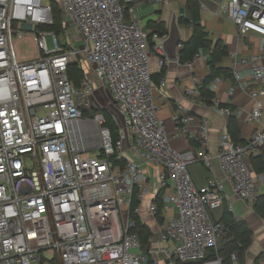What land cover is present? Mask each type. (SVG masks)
Returning <instances> with one entry per match:
<instances>
[{"label": "built area", "instance_id": "built-area-1", "mask_svg": "<svg viewBox=\"0 0 264 264\" xmlns=\"http://www.w3.org/2000/svg\"><path fill=\"white\" fill-rule=\"evenodd\" d=\"M141 1L157 4L163 13L172 5V0ZM206 2L216 6L215 14L225 15L238 35L254 33L264 41V0H198L200 10ZM136 3L0 0V264H238L236 254L228 263L218 254L227 229L212 212L223 206L233 210L227 185L234 197L253 206L264 180L248 164L264 150L262 56L240 61L250 66V80L260 87L247 88L233 68L237 86L227 91L231 96L238 89L253 101L246 120L258 127L249 138L234 143L224 131L218 152L210 155L205 150L209 122L203 120L196 152H179L153 99L150 56H158V71L166 65L162 43L168 33L147 31ZM53 4L61 15L60 38L51 29ZM26 36H32L38 53L28 61L15 49ZM46 36L52 38V49ZM72 64L83 72L78 85L68 77ZM218 82L213 79L206 88L212 92ZM159 85L165 86L164 77ZM104 101L111 104L109 110ZM212 101L221 116L243 113ZM103 111L116 126L115 137ZM173 120L179 135H186L194 122L181 107ZM93 150L96 156H89ZM215 162L222 178L212 177L197 188L188 167L198 163L213 174ZM134 194L139 205L133 213L141 224L148 225V219L157 226L145 249L131 218ZM210 250L213 259L207 258Z\"/></svg>", "mask_w": 264, "mask_h": 264}, {"label": "crops", "instance_id": "crops-1", "mask_svg": "<svg viewBox=\"0 0 264 264\" xmlns=\"http://www.w3.org/2000/svg\"><path fill=\"white\" fill-rule=\"evenodd\" d=\"M136 15L139 13L149 16L151 5L153 2L148 1H136ZM216 6L211 2H206V9L200 10V24L203 26L206 34L207 41L209 42V48L200 49L197 53L199 58L193 59L181 64L175 61H167L164 67L162 77L165 79V86L161 87L159 81L161 77H157L161 70L158 71L156 63L158 56L154 53L150 56V66L153 70L152 76L155 77L156 83L154 90V103L158 108L159 118L163 121L166 131L169 134V141L173 148L177 151L187 154H194L199 146V124L203 120L209 122V133L206 144V152L210 155H215L219 150V140L222 132L227 131L229 127V119L221 116L216 112L213 101L204 102V98H200L198 94L202 87L203 81L210 75V62L212 58V51L217 47L222 46L225 53L217 62L214 63L216 69H224L231 71L233 68L238 70L239 82L245 85L249 89H257L260 85L253 83L250 80V66L240 65L241 59L251 60L253 57L262 56L264 63V41L262 38L254 33H249L246 37H242L237 34L235 27L225 18L223 13L215 14ZM157 18L152 19L151 16L146 20L154 21L156 23L163 22L168 33L169 23L171 16L170 12L163 13L160 8L155 11ZM139 18V17H138ZM140 19V18H139ZM141 20V19H140ZM146 22L143 24L146 28ZM180 30V44L187 42L192 34V29L189 26L178 25ZM196 55V54H195ZM234 62L236 64H234ZM214 79H218L216 88L213 92L214 100L219 101L222 104L229 105L232 111L238 109L242 110V115L236 120V126L238 129V140L245 142L251 133L258 127L257 124L248 123L246 120V112L250 111L253 107L252 99L235 89L231 96H228L227 91L229 87L236 88L233 77H225L224 74L217 75ZM188 91H193V95H188ZM179 107L183 108L189 116L194 119V122L189 126V131L186 135H179L176 132L177 123L173 120L174 116L178 115ZM262 120L264 122V112ZM230 136V135H229ZM253 157V156H252ZM248 158V164L254 175L264 177V170L258 171L259 163L255 160ZM260 157L262 165L264 166V150L254 156ZM215 170L213 174H210L201 164L194 163L188 167L189 174L194 185L197 188H203L206 186L210 178H222L221 171L218 164L215 162ZM264 168V167H263ZM227 194L231 197L233 203V210L228 211L225 206L219 210L212 212V217L217 221H222L223 217L227 214L231 215L232 220L235 223H244L248 229L252 232L251 243L243 254V264H264V219L259 217L254 211L253 206H250L247 202L239 200L234 197L231 192V187L226 186ZM264 194V180L257 186L256 197ZM147 201V200H146ZM147 202L142 205V211L144 213V207ZM163 209V207H162ZM168 210L167 213H171ZM151 224V223H150ZM152 234L157 232V226L151 224L148 226ZM239 260V259H238ZM240 263V262H239ZM238 263V264H239Z\"/></svg>", "mask_w": 264, "mask_h": 264}, {"label": "trees", "instance_id": "trees-1", "mask_svg": "<svg viewBox=\"0 0 264 264\" xmlns=\"http://www.w3.org/2000/svg\"><path fill=\"white\" fill-rule=\"evenodd\" d=\"M140 1V0H136ZM53 17H54V24L51 26V29L54 30L57 34H60L62 32V24H61V15L60 11L57 5L53 4ZM178 25H184V26H190L191 27V37L187 42L182 43V47L180 49V53L178 55L179 63L184 64L190 62L195 54H197L200 49L206 48L209 46V42L207 41V34L203 28V26L200 24V12H199V5L198 0H187L184 8L183 15H179L177 19ZM146 28L150 30L151 32H155L159 35H165L167 34V29L163 22L156 23L154 21L148 20L146 22ZM152 45L150 44V47ZM225 52L222 46L219 48L217 47L215 50L212 51V60L210 62V75L203 81L202 87L200 89V95L206 100V102H211L214 98L213 92L209 91L206 86L207 84L213 80L217 75L224 74L225 77H229L231 74H229V71L224 69H216L214 63L218 61L219 56L221 57L224 55ZM165 67V66H164ZM164 67L161 69V72L157 77H162L164 72ZM68 77L71 80V82L74 85H78L81 79L83 78V72L82 70H79L78 67L75 64H72L68 68ZM156 77V76H155ZM155 77L152 76V81L156 83ZM220 107H229V105L226 104H220ZM103 115L106 120V126L109 127L111 130L113 136L115 137L116 133V126L113 124L111 117L106 111H103ZM228 134L230 135L231 140L234 143H243L240 140H238V129L236 126V120L234 117H230L229 119V127L227 129ZM116 156H114L115 158ZM251 160H255L258 162L259 167L257 168L258 171H263L264 166L262 165V160L260 157L254 156L251 158ZM119 165H123L124 161L119 159L116 160ZM162 192L158 195L156 199L157 204V216L160 220L161 218V212L163 204L161 202ZM139 205L138 200L135 197V194L131 198L130 202V210L131 212V218L136 221V227L134 229L135 232L138 233L139 239L142 244V249H145L149 237L152 235L151 229L146 224H141L139 218L137 215L133 213V209L136 208ZM253 209L257 213L259 217L264 219V194L260 195L256 198V201L253 204ZM224 222L219 221L223 223L225 228L227 229V236L222 241V244L219 246L218 254L221 255L225 260L226 263L229 262V257L231 254H236L238 263L243 264V254L245 250L249 247L251 243V235L252 232L248 229V227L244 223H235L231 215L227 214L223 217ZM215 257V252L213 250L208 251L207 258L213 259ZM176 264H190V263H179Z\"/></svg>", "mask_w": 264, "mask_h": 264}, {"label": "rangeland", "instance_id": "rangeland-1", "mask_svg": "<svg viewBox=\"0 0 264 264\" xmlns=\"http://www.w3.org/2000/svg\"><path fill=\"white\" fill-rule=\"evenodd\" d=\"M186 1L187 0H172V5L170 7V9L168 10V12L174 14L176 13L177 15H179V10L182 8L184 9L185 8V4H186ZM158 5L157 4H153L151 5V8H150V14L149 16L152 17V19H155L157 18V13H155L156 10H158ZM149 16H145L144 14L142 13H139L137 15V17H139L141 19V22L142 24H144L146 22V20L149 18ZM180 25V24H179ZM49 30V29H47ZM72 35H76L75 32L72 33ZM63 35H58V37H62ZM45 42H46V45L49 49H52L53 48V43H52V38L51 36H46L45 37ZM209 48V46H208ZM15 49H16V52L18 54V57L21 59V60H24V61H28V60H31L32 58L36 57L37 56V50L34 46V42H33V38L32 36H26L20 40H17L15 42ZM103 107L105 108L106 107V110H109L111 108V104H108L107 102L104 101L103 103ZM104 117V115H103ZM105 119V117H104ZM106 121V120H105ZM96 150H93V151H89L87 152V154L89 156H96ZM149 170H151V168L149 167L148 168ZM172 212V211H170ZM173 213V212H172ZM146 223L148 225H151L149 220L146 219ZM134 251V250H132Z\"/></svg>", "mask_w": 264, "mask_h": 264}, {"label": "water", "instance_id": "water-1", "mask_svg": "<svg viewBox=\"0 0 264 264\" xmlns=\"http://www.w3.org/2000/svg\"><path fill=\"white\" fill-rule=\"evenodd\" d=\"M184 9L179 10V15H183ZM178 15L174 13L171 16V20L169 23V29H168V36L165 41L162 43V50L165 54L167 61H176L178 59V55L180 53V50L177 48L180 44V30L178 27Z\"/></svg>", "mask_w": 264, "mask_h": 264}]
</instances>
